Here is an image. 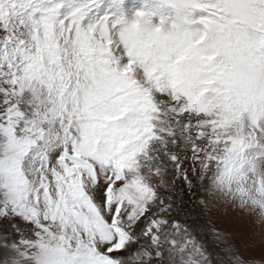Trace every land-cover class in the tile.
<instances>
[{
	"label": "snow or ice",
	"instance_id": "1",
	"mask_svg": "<svg viewBox=\"0 0 264 264\" xmlns=\"http://www.w3.org/2000/svg\"><path fill=\"white\" fill-rule=\"evenodd\" d=\"M0 264H264V0H0Z\"/></svg>",
	"mask_w": 264,
	"mask_h": 264
},
{
	"label": "rangeland",
	"instance_id": "2",
	"mask_svg": "<svg viewBox=\"0 0 264 264\" xmlns=\"http://www.w3.org/2000/svg\"><path fill=\"white\" fill-rule=\"evenodd\" d=\"M133 2H137V0H133Z\"/></svg>",
	"mask_w": 264,
	"mask_h": 264
}]
</instances>
